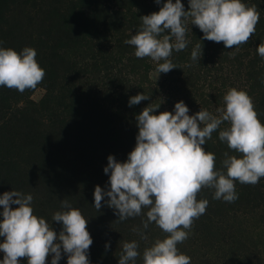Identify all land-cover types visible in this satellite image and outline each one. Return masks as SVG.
<instances>
[{
  "label": "clouds",
  "instance_id": "obj_1",
  "mask_svg": "<svg viewBox=\"0 0 264 264\" xmlns=\"http://www.w3.org/2000/svg\"><path fill=\"white\" fill-rule=\"evenodd\" d=\"M160 4L161 0H155ZM138 31L125 44L134 47L137 58L156 62L158 74L178 68L170 59L173 50L186 49L188 21L203 33L202 39L223 43L225 48L238 49L250 41L260 20L256 5L242 0H189L185 11L181 0H166L158 12L139 18ZM174 38V43L172 42ZM0 43H3L0 41ZM256 51L264 58V42ZM34 48L21 52L0 47V87L20 93L35 90L42 83L45 70L36 60ZM202 48L197 44L191 52L192 61H199ZM163 61V62H161ZM144 93L129 98V106L148 100ZM225 107L218 115L201 109L189 115L184 101L174 105L173 112L154 114L160 104L150 103L135 117L139 129L136 145L125 162L107 157L105 174L110 173L109 188L97 185L94 207L99 211L105 197L107 206L115 210L119 221L142 215L147 208L143 229L155 223L167 235L156 239L143 251V264H191V257L179 251L177 245L188 239L194 220L205 214L209 201L197 200L203 188L214 189L213 199L234 202L238 199L235 182L256 185L264 178V124L258 119L252 98L246 91L230 88L223 97ZM228 122V127L221 125ZM203 125V126H202ZM219 130V140L228 149L239 153H224L223 170L216 168V156L204 148L213 132ZM33 196L12 190L0 195V264H59L62 253L67 264H90L88 252L93 243L87 230L88 219L81 211L62 200L63 211H57L52 221L62 223L57 234L43 217L33 214ZM12 205H18L13 208ZM133 232L147 240L139 228ZM108 244L105 245L107 249ZM133 240L124 242L118 264H135L140 252Z\"/></svg>",
  "mask_w": 264,
  "mask_h": 264
},
{
  "label": "trees",
  "instance_id": "obj_2",
  "mask_svg": "<svg viewBox=\"0 0 264 264\" xmlns=\"http://www.w3.org/2000/svg\"><path fill=\"white\" fill-rule=\"evenodd\" d=\"M109 1L0 0V41L3 42L0 47L12 48L18 53L25 47L34 48L39 66L48 74L43 81L53 84L61 71L71 72L75 66L63 48L74 52L82 45L83 35L91 31L104 38L113 32L110 20L114 18V11ZM249 3L262 9L254 0ZM96 5L101 6L100 16L90 20L88 9ZM137 31L126 33L124 41ZM96 38L98 42L93 45L104 44ZM179 71L177 68L172 73ZM14 96L15 89L0 87V183L14 184L25 195L35 188L43 199H33V208L41 211L53 208L49 200L60 193L63 183L75 182L77 185L68 190L73 198L67 201L88 219L87 230L93 240L88 252L90 264H118L123 243L133 240L138 242L140 252L135 264H143L144 249L167 235L155 223L143 229L142 221L148 209H142L141 216L119 221L115 210L107 206L108 197L98 211L89 188L81 191L85 183L82 179L88 177L87 161L92 164L90 170L96 169L99 184L108 190L110 173L103 171L107 157L113 155L117 162L127 160L136 145L139 131L136 119L124 126L114 125L112 111L100 101L74 99L60 117L49 113L46 122L41 112L49 106L42 104L40 110L20 108ZM220 127H228V122ZM204 148L215 154L217 170L225 172L224 153L240 156L219 140V130L213 132ZM235 189L238 199L231 203L213 199L214 189L203 188L198 193L197 200L209 201L206 212L194 220L188 239L177 245L181 253L191 257V264H264V178L256 185L237 181ZM55 202L54 208H62L59 200ZM51 224L57 233L62 230V223ZM134 227L141 229L147 240L133 232Z\"/></svg>",
  "mask_w": 264,
  "mask_h": 264
},
{
  "label": "rangeland",
  "instance_id": "obj_3",
  "mask_svg": "<svg viewBox=\"0 0 264 264\" xmlns=\"http://www.w3.org/2000/svg\"><path fill=\"white\" fill-rule=\"evenodd\" d=\"M249 1L242 0L248 6L254 5ZM254 1L260 3L262 9L256 6L260 12V20L256 25L255 34L248 43L242 44L238 49L225 48L222 42L211 41L209 44H203L201 43L203 33L197 26L191 25L189 19L186 33L189 43L183 51L173 50L170 57L175 65L179 64L180 73H172L176 68L170 71L171 74L169 72L160 73L157 78L156 62L147 57L137 58L134 55V47L125 44L123 36L133 30H138L141 24L139 18L158 12L166 0H161L160 4H157L155 0H110V7L114 11V18L110 20V24L114 26L113 32H108L104 38L102 34L95 35L94 31H91L83 35L82 45L74 52L63 48L72 64H75L71 72L61 71L60 77L53 84L42 81L35 90L29 89L23 93L15 90L16 105L20 108H39V110L42 104L49 106L47 111L41 112L47 122L49 113L60 117L71 100L100 101L105 108L112 111L114 125L124 126L129 120H135L142 109L150 103L160 104L154 113L157 115L163 111L174 114V105L181 100L189 108V115H194L201 109L218 115L216 109L225 107L224 95L230 88H236L246 91L252 98L258 119L264 124V58L260 57L256 51V47L264 42V0ZM181 3L187 11L189 0H181ZM100 7L90 6L88 9L91 15L90 20H96L100 16ZM97 36L104 44L93 45L98 42ZM172 42H175L174 38ZM197 44L201 45L202 57L199 61H192L191 52ZM40 67L43 68V66ZM47 76L48 74L45 75ZM140 93L148 95L149 99L130 107L129 98ZM87 164L88 177L87 179L80 178L85 181L81 191L89 188L93 196L97 185L103 187L95 175L96 169L90 170L89 166L92 164L89 161ZM63 184L64 187L60 193L49 200L53 208L34 210L32 203L34 215L45 218L49 224L55 222L52 221L53 214L64 210L54 208L55 201L59 200L61 203L67 198L72 199L68 190H71L70 186L77 185L75 182ZM78 186L81 187L82 183ZM12 190L19 191L14 184L0 183V195ZM30 194L33 199H43L35 188ZM11 207L16 208L18 205ZM2 211L3 208L0 206V212ZM2 219L3 217L0 216V220ZM3 240L4 237H0V243ZM3 256L4 253L0 252V260ZM51 259L49 255L46 263L51 264ZM63 262L67 263V256L62 253L59 264ZM20 264H27L26 259L22 258Z\"/></svg>",
  "mask_w": 264,
  "mask_h": 264
}]
</instances>
